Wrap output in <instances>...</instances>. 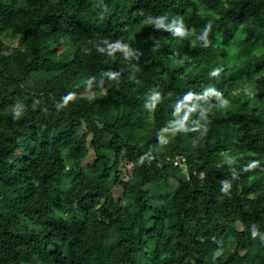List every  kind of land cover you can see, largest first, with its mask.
I'll return each mask as SVG.
<instances>
[{"label": "trees", "instance_id": "1", "mask_svg": "<svg viewBox=\"0 0 264 264\" xmlns=\"http://www.w3.org/2000/svg\"><path fill=\"white\" fill-rule=\"evenodd\" d=\"M0 264H264V0H0Z\"/></svg>", "mask_w": 264, "mask_h": 264}, {"label": "rangeland", "instance_id": "2", "mask_svg": "<svg viewBox=\"0 0 264 264\" xmlns=\"http://www.w3.org/2000/svg\"><path fill=\"white\" fill-rule=\"evenodd\" d=\"M83 95H84V96H91V95H92V91H91V89H85V90H83ZM172 133H173V132H172ZM170 134H171V133H170ZM123 171H124L123 176H124L125 178H127V177L129 176L128 168H124ZM183 174H185V171L183 172ZM175 182H176L175 180H171L170 184H173V183H175Z\"/></svg>", "mask_w": 264, "mask_h": 264}, {"label": "bare ground", "instance_id": "3", "mask_svg": "<svg viewBox=\"0 0 264 264\" xmlns=\"http://www.w3.org/2000/svg\"><path fill=\"white\" fill-rule=\"evenodd\" d=\"M181 165V164H180Z\"/></svg>", "mask_w": 264, "mask_h": 264}]
</instances>
